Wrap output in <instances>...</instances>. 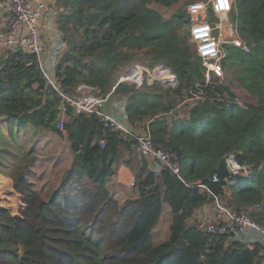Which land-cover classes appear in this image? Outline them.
Listing matches in <instances>:
<instances>
[{"label":"trees","instance_id":"1","mask_svg":"<svg viewBox=\"0 0 264 264\" xmlns=\"http://www.w3.org/2000/svg\"><path fill=\"white\" fill-rule=\"evenodd\" d=\"M178 1L57 0L61 39L52 48L49 71L59 90L36 54L21 46L2 52L0 123L10 127L8 135L0 127V172L12 178L23 206L13 215L0 205V264H264V91L242 107L217 79L200 99L183 104L186 115H180L178 106L203 82V71L189 32L184 34L187 13L165 18L151 7ZM233 6L250 51L230 46L223 65L231 55L232 64L264 73V0H234ZM145 48L153 64L173 68L180 87L171 96L159 88L133 92L121 83L114 96L123 100V119L115 117L127 124L146 120L154 143L178 156V175L169 168L156 174L157 167L141 159L134 136L112 133L96 114L76 112L60 92L72 95L86 85L107 94L122 62ZM62 104L73 157L59 185L43 198L28 177L35 154L21 139L63 134ZM231 155L250 166L248 177L225 168ZM118 163L135 175L123 202L108 187ZM216 200L248 213L261 230L232 239L191 224L200 207ZM163 223L165 237L159 239Z\"/></svg>","mask_w":264,"mask_h":264},{"label":"built area","instance_id":"2","mask_svg":"<svg viewBox=\"0 0 264 264\" xmlns=\"http://www.w3.org/2000/svg\"><path fill=\"white\" fill-rule=\"evenodd\" d=\"M217 2L218 0H199L190 3L189 5L203 4V8L196 13L189 12V5L187 6L189 38L200 61L203 82L196 84V90L190 91V95L184 97L181 105L200 99L204 87L217 79H223L225 74L223 62L226 59L228 47L232 46L244 52L250 51L249 46L239 35L237 22L232 15L234 0H229L230 9L226 13H217L214 7ZM4 3L8 11V29L4 38L0 40V45L7 48L21 46L26 51L36 54L46 78L53 83L55 79L45 61L48 48L42 35V20L47 10L46 4L42 0H4ZM170 74L173 76L172 79L165 78V75ZM121 83L128 84L133 92L153 87L177 90L180 87V78L171 66L163 62L150 65L133 64L126 68L111 91L105 95L101 94L98 88L86 85L80 86L72 95L60 92L63 102L73 107L76 112L96 114L112 133H122L124 137L134 136L138 142L137 150L141 159L158 166L156 174L162 168H169L178 175L181 167L175 153L162 146H157L147 129L133 131L127 123L117 119L113 113L108 111L107 105L115 89ZM53 85L59 90L58 86L54 83ZM62 111L58 127L63 133L66 145H69L70 139L65 129V106ZM100 145H104L103 140L100 141ZM230 174L246 178L250 174V166L239 164L237 172H230ZM218 180V176L214 175L213 181ZM130 185L133 187L135 180ZM214 205L216 211L213 217L199 215L192 220L191 224H196L204 233L229 236L232 239H239L243 233L251 229L261 230L259 223L248 213L233 211L219 200H216ZM22 206L23 203H21Z\"/></svg>","mask_w":264,"mask_h":264},{"label":"rangeland","instance_id":"3","mask_svg":"<svg viewBox=\"0 0 264 264\" xmlns=\"http://www.w3.org/2000/svg\"><path fill=\"white\" fill-rule=\"evenodd\" d=\"M194 0H179L176 4L165 7L161 6L160 4L154 3L151 5L155 10H157L160 14H162L165 18H171L177 11L183 10L186 12L187 6L192 3ZM201 1V0H200ZM184 34L188 33V23H184ZM189 36V33H188ZM60 40L61 38L58 37ZM189 42L191 44V47L193 50H195L194 45L191 43L190 38ZM65 47V45L63 46ZM146 49L138 52L134 57L127 58L122 62V64L119 66L116 72V79L120 77V75L126 70V68L133 64H141V65H150L152 64V55L146 54ZM229 54V47L226 52V59L228 58ZM235 58H237V55H233ZM226 67H224L225 74L222 79L223 84L228 87V89L232 92L233 97L235 101L240 104L242 107H245V104L249 103H255L257 101L258 95L264 91V73L259 72L256 69L250 68L246 65L238 64L234 65L232 64V59L230 55V59L227 61ZM117 79V81H118ZM114 86V85H113ZM153 88H159L158 90L161 91L163 94H170L171 96H174L176 93V90L168 89L165 87H153ZM152 88V89H153ZM112 89V88H111ZM228 95V93H225ZM172 99V97H170ZM111 109L114 110L115 113H118L120 111L119 106H115V104H111ZM180 111V115L184 116L186 115V106L179 105L178 109ZM114 115V113H113ZM59 126V124H58ZM215 127V126H214ZM213 129V128H212ZM211 129V130H212ZM216 129V128H215ZM217 131V129H216ZM27 140V139H26ZM21 142L27 147L31 148V146L34 144V140L31 139L29 141H25V138L21 139ZM66 144V142L64 141ZM65 144H61L62 148V158L59 156L53 157V158H47L45 161H41L38 166L41 171H38L37 168L30 174V178L35 183V188L41 193L43 198H46V192L47 186L46 182H49L52 187H57L59 185L60 177L62 176L64 168L68 165L69 161V151L66 150L67 153H65V147L67 146ZM53 146V145H52ZM55 146V145H54ZM65 146V147H64ZM50 147H48L49 149ZM44 172V173H43ZM29 178V179H30ZM5 194L0 195V205L1 206H7L13 215L19 214L21 209V199L18 197L16 199H12L11 197L16 195L14 191L5 189ZM12 194V195H11ZM11 195V196H10ZM11 198V205L10 202L7 200ZM10 200V199H9ZM255 229H251L248 234L252 233ZM164 227L163 229L159 230L156 235L160 237L164 234Z\"/></svg>","mask_w":264,"mask_h":264},{"label":"crops","instance_id":"4","mask_svg":"<svg viewBox=\"0 0 264 264\" xmlns=\"http://www.w3.org/2000/svg\"><path fill=\"white\" fill-rule=\"evenodd\" d=\"M42 1L47 6V10L45 11L44 17L42 20V35H43V39L45 41V44L48 48L47 55L45 57V61L48 64V66H50V68H49V70H50L51 69L50 57H52L54 55L52 48H53L55 42L59 41L58 37L61 38V32L59 30V25H58V22L56 19L57 15H58L57 0H42ZM7 29H8V11L5 7L4 0H0V40H2L4 38V36L6 35ZM6 49H7L6 46L0 45V57H1L2 52ZM111 104H115V106H119L120 108H122L124 105L123 100L120 97L113 95L112 99L110 100V102L107 105V109L111 113H114V115H117V114H115L114 110L111 109ZM118 114L120 116V119H123V116H121L123 113L120 112ZM147 125H148V122L146 120L145 121L143 120V121H138L135 124H128V127L131 130L138 132V131L145 130L147 128ZM0 127H1L3 134L8 135L10 124H8L5 121H1ZM34 141L35 142L31 146L30 151L33 154H35L36 159L33 162V164L31 165V168H30V171L28 174L29 178H30V174L35 170V168H37L38 171H41L39 169V166H38V164L41 161H45L47 158H53V157H57V156L62 158L61 156H62L63 151H62V148L60 145L62 143L65 144L64 143V137L62 136V134H53V133H45V134L41 135L40 137H38L37 139H35ZM66 146H67V148L64 146L65 147V153H67L66 150L68 149L69 161H68V165L64 168V170L67 167H69L71 160H72V157H73V154L69 148V145H66ZM48 147H50V148L48 149ZM153 165L156 166L155 163H153ZM64 170H63V172H64ZM62 175H63V173H62ZM60 179H61V177H60ZM30 180L33 181L31 178H30ZM133 180H135V175L132 172V170L129 167H127L125 164L118 163L115 170L113 171L111 178H110V181L108 183V187L110 188V190L113 193H115V195L120 200V202H123L129 195L128 193L130 192V190L132 188L130 183ZM46 184H47V186L51 187L50 186L51 184L49 182H46ZM5 189L10 190V192L14 191V193L16 195L13 194V196L11 197L12 199L17 200L18 197L21 199V194H19L17 191H15V189L13 187L12 178L3 174L2 172H0V195L1 196L5 194V192H4ZM11 198H9L10 200L8 199L7 201L10 202ZM9 205H11V202H10V204H8V206ZM168 210L169 209L167 208V210L164 212V217H166L168 215ZM215 211H216L215 205L213 203H209V204H206V205L200 207L196 211L194 218H196V216L199 217V215L213 217ZM192 222L193 221L191 220V223ZM165 226H166V223H163V227H165ZM159 230L160 229H158V231ZM249 246L253 247V245H251V244Z\"/></svg>","mask_w":264,"mask_h":264},{"label":"clouds","instance_id":"5","mask_svg":"<svg viewBox=\"0 0 264 264\" xmlns=\"http://www.w3.org/2000/svg\"><path fill=\"white\" fill-rule=\"evenodd\" d=\"M214 7L217 13H226L230 9L229 0H218ZM201 8H203V4H192L188 6V11L191 13H196ZM217 71H219V69H217ZM224 165L229 172L233 173H236L239 168V164L237 163L235 157L226 158L224 161Z\"/></svg>","mask_w":264,"mask_h":264},{"label":"water","instance_id":"6","mask_svg":"<svg viewBox=\"0 0 264 264\" xmlns=\"http://www.w3.org/2000/svg\"><path fill=\"white\" fill-rule=\"evenodd\" d=\"M60 109H63V104L60 106Z\"/></svg>","mask_w":264,"mask_h":264}]
</instances>
